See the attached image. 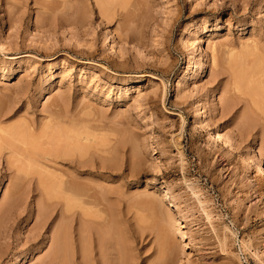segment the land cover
I'll return each mask as SVG.
<instances>
[{"label":"rangeland","instance_id":"374dc122","mask_svg":"<svg viewBox=\"0 0 264 264\" xmlns=\"http://www.w3.org/2000/svg\"><path fill=\"white\" fill-rule=\"evenodd\" d=\"M263 49L264 0H0V264H264ZM54 130L101 198L63 217L35 183Z\"/></svg>","mask_w":264,"mask_h":264},{"label":"bare ground","instance_id":"6f19581e","mask_svg":"<svg viewBox=\"0 0 264 264\" xmlns=\"http://www.w3.org/2000/svg\"><path fill=\"white\" fill-rule=\"evenodd\" d=\"M36 2V1H35ZM127 5V4H126ZM125 5V6H126ZM121 6V5H120ZM103 8V7H102ZM100 12H102V11H100ZM108 14V13H107ZM42 16V15H41ZM104 16V15H103ZM106 17H107V15H106ZM258 46V45H257ZM256 46V43H255V45H254V47L256 48L257 47ZM253 47V46H252ZM258 48H260V46L258 47ZM264 50V49H263ZM224 53V52H223ZM229 53H231V51H229ZM229 53H226V54H229ZM251 53H253V52H251ZM256 53V52H255ZM258 55V54H257ZM264 55V54H263ZM232 56V55H231ZM228 57H229V55H228ZM261 57V56H260ZM226 58V57H225ZM233 59V58H232ZM224 60V59H223ZM258 60V59H257ZM225 61V60H224ZM230 61V60H229ZM226 62V61H225ZM260 62V61H259ZM256 63V62H255ZM261 63V62H260ZM263 63V62H262ZM228 64V63H227ZM259 65V64H258ZM255 66V65H254ZM227 67V66H226ZM237 67V66H236ZM235 67V68H236ZM229 68V67H228ZM262 68V70H263V67H261ZM232 69V68H231ZM259 71V70H258ZM264 71V70H263ZM230 72V71H229ZM235 73V72H234ZM254 74V73H253ZM231 75V74H230ZM234 75V74H233ZM236 75V74H235ZM264 75V74H263ZM234 77V76H233ZM232 77V78H233ZM259 78L258 79H260V77L261 76H258ZM237 78V77H236ZM253 78V77H252ZM238 79V78H237ZM243 79V78H242ZM235 80V79H234ZM255 80V79H254ZM253 80V81H254ZM261 81V80H260ZM264 81V80H263ZM243 82V81H242ZM250 82V81H249ZM231 83H232V81H231ZM258 83V82H257ZM251 84V83H250ZM263 85H264V83H262ZM262 84H260V85H262ZM242 86H244L243 84H242ZM261 87V86H260ZM248 88H246V90H247ZM257 89V88H256ZM262 90H263V88H262ZM237 92H238V90H237ZM242 93V92H241ZM234 95V94H233ZM46 109V108H45ZM202 111V110H201ZM201 113V112H200ZM205 113V112H204ZM202 114V113H201ZM203 116L202 115H200V117H198L197 118V122H196V124L199 126V127H201V128H206V130L208 131L207 133L210 135H212L211 137L212 138H214V140H215V142H219V143H221L223 146H227V148H230L231 147V144L230 143H228V140L226 139L227 137H225V136H223V135H221V133H219V132H217V131H215V130H212V129H210L209 127H205V124H204V120L202 121L201 120V118H202ZM65 119V118H64ZM67 121V120H66ZM196 121V120H195ZM243 125V124H242ZM61 127V126H60ZM4 128V127H3ZM27 128V127H26ZM97 128V127H96ZM5 130V129H4ZM72 130V129H71ZM11 131V130H10ZM57 131V130H56ZM74 131V130H73ZM73 131H57V134H58V136H56V137H54V141L52 142V147H51V149L50 148H47V149H49V150H47V151H45V153H41L40 154V152H38L39 153V155H42V157H40V156H38V157H40V158H42V159H46V161H47V163H48V169H49V171L51 172H47L46 174L44 173V174H42V176L43 175H46V176H43L42 178H41V176L39 177V175H38V178H37V180H38V182H35V183H38L37 185L39 186V188L42 190V189H44V190H42V191H44L45 192V198L47 199V201L48 202H45V204H46V207H48V209H51L52 210V212L53 211H55V210H59L60 211V209L63 207H65V209H63V212H61V216L63 217V214H71V207H72V209H73V206H70L69 205V203L71 204L73 201V203H74V205H76L75 203H78V202H75V200H74V198L76 197V198H81V197H83L84 199L86 198V199H88V200H86L87 201V203H91V206H92V204L93 205H96L97 206V204H95V202L97 203L98 202V199H101V198H99V197H97L98 195L96 194V192L95 191H93V188H89V185H84V184H82L81 182H79L78 180V174L79 173H88V174H92L93 173V171L94 170H92V169H83V167L85 168L86 166H84L83 164H81V159H80V161H79V157H77L76 159H74V158H72V156H74L75 155V153H73V155H72V152H74L75 150H80L81 152H82V145H84V143L82 142L83 141V138H81L80 136H79V134L78 133H75V132H73ZM1 132H4V131H2L1 129H0V133ZM33 132V131H32ZM76 132H78V131H76ZM8 133V132H7ZM56 132H55V130H54V134H55ZM81 133H83V132H81ZM80 133V134H81ZM114 133V132H113ZM29 134V133H28ZM57 134H55V135H57ZM4 135V134H3ZM50 135V134H49ZM82 135V134H81ZM263 135V134H262ZM5 136V135H4ZM9 136V135H8ZM1 137V136H0ZM4 138V137H3ZM107 138V137H106ZM10 139V138H9ZM21 139V138H20ZM33 141V140H32ZM85 141V140H84ZM9 142V141H8ZM229 142H230V140H229ZM25 143V142H24ZM31 144V143H30ZM34 145V144H33ZM2 146V145H1ZM7 147V146H6ZM16 148V147H15ZM14 147H7L6 148V150L8 149V151L7 152H9V153H7L8 155V157L10 158V157H12L11 159H14L13 157H16L17 155H19L18 154V152H17V150L15 149ZM96 148V147H95ZM5 149V148H4ZM38 149V148H37ZM25 151V150H24ZM43 151V152H44ZM97 151V150H96ZM241 151V150H240ZM248 151V150H247ZM252 151V150H251ZM26 152V151H25ZM41 152H42V150H41ZM79 153V152H78ZM44 154V155H43ZM77 154V153H76ZM179 154V153H178ZM240 154V153H239ZM21 155V154H20ZM85 155V154H84ZM244 155V154H243ZM5 156V155H4ZM76 156V155H75ZM78 156H80V158H81V155L79 154ZM179 156H181V155H179ZM70 157L72 158V159H70ZM182 157V156H181ZM9 158L7 159L6 158V164H7V167H8V170H12V171H14V173H13V176H11L12 178H11V181H16V180H19V179H22L20 176V178H18V176L16 175V173H19V168H18V166L16 167V165L14 164H11V163H13L11 160H9ZM33 158V157H32ZM244 160L246 161V163H249V164H252L253 165V168L254 169H256V170H258V173H259V171L261 172V173H263L264 174V165L262 164V163H260L259 161H256V159H250L249 157H247V156H245L244 155ZM16 159H14L13 161H15ZM36 161V163H38L37 162V159H35ZM259 160V159H258ZM10 161H11V163H10ZM19 162H20V159L18 160ZM18 161L16 160V162L18 163ZM31 161V160H30ZM41 161V160H40ZM34 162V163H35ZM61 162H67V163H69V164H71V165H68V166H71L70 168H73V173H66V171L64 172L63 170L61 171V170H58L57 168H56V166H58L59 165V163H61ZM87 162V161H86ZM182 162V161H181ZM30 163V162H29ZM40 163H42V162H40ZM39 163V164H40ZM83 163V162H82ZM20 164V163H19ZM49 164H51V166L49 165ZM43 165V164H42ZM44 165H45V163H44ZM43 165V166H44ZM250 166V165H249ZM36 167H37V165H36ZM39 167V166H38ZM43 169H44V167H42ZM46 168V169H47ZM88 168V167H87ZM39 169V168H38ZM41 169V168H40ZM21 170V169H20ZM38 171V170H37ZM41 171V170H40ZM45 170H43L42 172H44ZM55 172V173H57V174H53V172ZM119 171V170H118ZM24 173V172H23ZM38 173H39V171H38ZM59 174V175H58ZM9 175V174H8ZM8 175H7V177H8ZM36 175H37V173H36ZM6 177V176H5ZM23 177H25V175L23 176ZM8 179H9V177H8ZM27 179V177L25 178V180ZM33 179V178H32ZM32 179H30V181H29V179H28V184L30 183L31 184V181H32ZM36 180V181H37ZM185 180V179H184ZM12 184H11V186H10V189H8L9 191H8V194H7V200H6V202H5V205H10V200H12V202H14L15 201V203H16V200H20V202H21V195H20V191L18 192V189H19V187H17V185H19V186H21V188H23L24 186H22V184L20 185V184H17V183H13V182H11ZM17 184V185H16ZM24 185H25V183H24ZM36 185V186H37ZM42 185H43V188H41L42 187ZM41 186V187H40ZM93 187V186H92ZM38 188V187H37ZM189 188L191 189V191L193 190L194 191V189H192L193 187H190L189 186ZM25 190H26V188H24ZM189 189V190H190ZM21 190V189H20ZM25 190L23 191V189H22V191H21V193L22 194H24V192H25ZM89 191L91 192V193H89ZM98 191V190H97ZM100 191V190H99ZM192 191V192H193ZM49 192V193H48ZM19 193V194H18ZM194 193V192H193ZM47 194V195H46ZM195 194V193H194ZM16 195V196H15ZM196 195V194H195ZM24 197H25V194L23 195ZM104 197V196H103ZM18 198V199H17ZM45 199V200H46ZM72 199V200H71ZM26 200V199H25ZM71 200V201H70ZM22 201L24 202V200H23V197H22ZM84 202H85V200H84ZM100 202H101V200H100ZM25 203V202H24ZM28 203V202H27ZM26 203V204H27ZM99 203V202H98ZM198 203H199V205L200 204H202V207H203V202L202 201H198ZM29 204V203H28ZM27 204V205H28ZM82 204V203H81ZM101 204V203H100ZM11 205H12V203H11ZM10 205V206H11ZM72 205V204H71ZM2 206V205H1ZM77 206V205H76ZM206 206V205H205ZM70 207V208H69ZM78 207V206H77ZM8 208V207H7ZM13 208V207H12ZM60 208V209H59ZM204 208H202V210H203ZM8 210V209H7ZM82 210V209H81ZM4 211L6 212V209H4ZM10 211V210H9ZM62 211V210H61ZM70 211V212H69ZM87 211V210H86ZM101 211V210H100ZM85 213V212H84ZM83 213V214H84ZM48 214V213H47ZM67 214V215H68ZM83 214H80V216L81 215H83ZM86 214V213H85ZM158 214V213H157ZM168 214V213H167ZM208 214V213H207ZM49 215V214H48ZM89 215V214H88ZM45 216H47V215H45ZM69 216V215H68ZM72 216V215H71ZM73 216H74V213H73ZM84 216V215H83ZM107 216V215H106ZM167 216V215H166ZM64 217L65 218H68L66 215H64ZM84 217H86V215L84 216ZM92 217V216H91ZM95 217V216H94ZM89 218H90V215H89ZM172 218V217H171ZM174 218V217H173ZM207 218H210L209 216H207ZM81 219V218H80ZM87 219V218H86ZM94 219V218H93ZM82 222H84V221H82ZM173 222H175V221H173ZM106 223V222H105ZM109 223V222H108ZM45 224V223H44ZM161 224V223H160ZM163 226V225H162ZM211 227V226H210ZM42 230V229H41ZM226 231H228V230H226ZM83 233V232H82ZM109 237V236H108ZM101 239V241H100V244H102V241H103V239H104V241H105V238H100ZM225 239V238H224ZM223 239V240H224ZM105 244H107V243H104L103 245L104 246H106ZM224 244V243H223ZM100 246V248H102V246L101 245H99ZM223 246V245H222ZM65 249V248H64ZM59 250H61V249H59ZM102 250H103V248H102ZM101 250V252L103 253V251ZM53 253H55L54 254V256H56V252H53ZM59 253V252H58ZM58 255V254H57ZM102 255H104V254H102ZM106 255V254H105ZM65 258V257H64ZM103 258H104V256H103ZM183 264V263H182Z\"/></svg>","mask_w":264,"mask_h":264}]
</instances>
